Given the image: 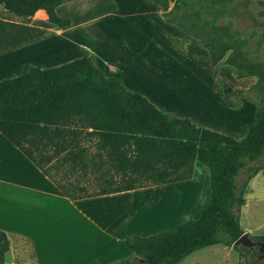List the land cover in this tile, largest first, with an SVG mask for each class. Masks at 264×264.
<instances>
[{
	"label": "trees",
	"instance_id": "trees-1",
	"mask_svg": "<svg viewBox=\"0 0 264 264\" xmlns=\"http://www.w3.org/2000/svg\"><path fill=\"white\" fill-rule=\"evenodd\" d=\"M66 1L71 0H0V7L25 17L43 9L48 21L60 28L71 23L55 11ZM148 1L161 11L163 20L176 24L208 49L213 70L223 60L237 77L254 75L256 83L264 85V61L248 59L249 54L264 52V30H252L251 35L257 36L254 45L241 50L240 44L247 40L218 24L231 13L227 7L231 0H174L172 10H167L168 0ZM182 11H191L198 19L201 14L206 17L200 22L185 20ZM260 15L264 27V10ZM167 37L185 52V39ZM215 88L223 96L217 84ZM228 97L225 104L232 105ZM255 104V124L243 138L235 139L161 111L119 79L106 76L86 53L54 67L28 65L25 73L0 80V132L70 199L172 183L189 178L194 164L205 166V199L196 203L188 217L175 227L131 235L125 241L134 257L148 264H176L197 249L231 246L244 232L240 209L246 202L245 190L264 171V98ZM91 139L94 151L85 145ZM53 162L69 171L86 172L89 165H96L100 188L91 193L83 186L56 181L47 170ZM109 171L119 175V180L102 176ZM8 250V237L0 230V264Z\"/></svg>",
	"mask_w": 264,
	"mask_h": 264
},
{
	"label": "crops",
	"instance_id": "crops-1",
	"mask_svg": "<svg viewBox=\"0 0 264 264\" xmlns=\"http://www.w3.org/2000/svg\"><path fill=\"white\" fill-rule=\"evenodd\" d=\"M173 3L174 0H168L169 10L173 8ZM62 4L55 9L59 15ZM90 7L96 10L90 17L91 22L105 20L114 29L110 41L107 42L110 57L106 56L104 61L99 60L96 64L106 76L119 79L127 89L133 88L129 89L131 91L140 92L161 111L189 119L199 127L241 139L255 124L256 104L240 96L236 91L249 89L257 81V77L254 75L237 77L235 69L225 64L223 60L219 61L213 70L208 49L176 24L163 20L161 11L154 3L148 0H91ZM68 18L71 23L58 28L48 21L43 9H38L32 17H25L0 7V61L45 39L55 40L63 32L67 35L73 27V19L71 16ZM34 30L39 31V35L25 36L28 31ZM167 34L185 39L184 53L171 44ZM70 37L72 35L64 38V42L67 53L71 56L55 62L27 58L20 64L10 65L9 68L0 65V80L25 73L28 65L54 67L80 58L86 53L95 64L92 48L81 44V41L67 39ZM165 51L191 61H197L199 57L205 60L207 68L212 70V74L209 73L210 91L217 99L218 106L225 111L228 122L207 121L200 115L194 117L188 113L162 107L146 92L131 87L126 69L116 58V54L130 53L134 57L136 67L161 77L159 71L161 72L163 68L159 58ZM222 70L230 71L229 78H225ZM214 77L221 79L223 96L214 88ZM194 79L193 77L190 81ZM230 95L239 97L237 104H225V98ZM247 112L253 117L243 119L241 116ZM212 123H218L221 128ZM248 123L251 124L247 128ZM236 126H242L241 132L238 133L242 135L231 133L236 130ZM259 174L264 175V171L258 172L253 178ZM170 184L70 199L49 176L0 132V230L9 240V250L5 254L4 264H113L121 259L123 255L119 252L121 248L126 254L131 252L125 243L127 237L146 236L157 232L159 227L148 228L146 220H151L147 221L148 223L165 220L160 212L150 214L151 218L145 217L148 213L144 202L138 207L132 204L133 201L139 202L147 193H154L156 189L168 187L166 185ZM160 207L162 206L159 205L158 208ZM73 214L76 215L75 218L69 216Z\"/></svg>",
	"mask_w": 264,
	"mask_h": 264
},
{
	"label": "rangeland",
	"instance_id": "rangeland-1",
	"mask_svg": "<svg viewBox=\"0 0 264 264\" xmlns=\"http://www.w3.org/2000/svg\"><path fill=\"white\" fill-rule=\"evenodd\" d=\"M90 1L91 0L66 1L62 4L61 9H59V12L63 14L62 17L71 16L73 19V27L67 35L66 32H63L65 34L61 33L60 37H56L57 39L55 40L45 39L46 42L55 44L54 46L56 48L54 55L58 56V60L71 56L70 53H67L64 42V38L67 36L69 37L70 35H72V37L67 39L81 41V44H86L92 48L94 58L96 59L95 65L98 64L99 60L104 61L106 56L110 57V53L107 49V42L110 41V35L114 29L112 25L107 24L105 20L99 22L90 21V17L96 12L94 8L90 7ZM227 7L231 13L223 15L218 24L226 26L229 29V32L233 33L236 38L247 40L245 43L240 44L241 50L251 48L257 39V36L251 35L252 30H256L257 33L264 30V27L260 26V23L263 21L260 12L261 10H264V0H231L228 2ZM167 10L169 9L167 8ZM61 14L58 15L61 16ZM180 16L185 20L196 22H200L206 17L204 14H201L200 19H198L192 16L191 11H188L187 13L182 11ZM152 17L154 18V16ZM38 32L39 31L37 30L28 31L25 36L39 35L40 32ZM116 58L124 69H126V76L128 82L130 81L131 87L133 86L146 92L162 107L170 108L177 112L188 113L194 117L200 115L207 121L218 120L221 122H228L225 117V111L218 106L217 99L210 91L209 73L212 74V70L207 68V63L203 58L199 57L197 61H191L188 58L178 57L170 51H165L161 54L160 58L158 57L163 68L161 72L159 71V76L161 77H158L157 74L146 73L142 69L136 67L134 57L130 53L127 55L116 54ZM248 59L250 61H264V52L257 51L249 54ZM47 60L53 62L58 61ZM222 72L225 74V78H229V70H222ZM192 76L195 79L190 81L191 78H193ZM217 80L220 81L217 82ZM255 83L253 86L251 85L249 89L245 91L243 90L244 93L239 95L253 101L254 103H261L264 98V85ZM216 84L218 88L222 90L223 86L221 79H216V77H214V88ZM170 88H173L178 94L172 97L163 93ZM129 89L132 90L133 88ZM154 95L158 98L154 97ZM190 99H192V101L194 100L193 102L197 105L188 102ZM160 100L162 102H160ZM228 101L231 104H237L239 97L236 95H230ZM204 105H206V107ZM201 117L199 118L201 119ZM241 117L246 119L253 116L247 112V114L242 115ZM205 123L211 124V122ZM213 124L219 126L218 123H212V125ZM250 124L248 123L247 128ZM241 127L242 126H236V130L232 132L225 128L222 129L234 133L235 135H242L238 134L241 132L240 130H242ZM231 137L235 138L234 136ZM85 145L90 146V150L92 151L96 150L92 139L91 142L86 141ZM107 167L108 166H105V168ZM67 169L68 168H66L65 165L57 164L56 167L54 162L47 168L48 173L56 181L67 186L69 184L80 185L83 186L87 192L91 193L96 192V190L100 188V181L98 180L99 173L96 165H89L86 172L79 168L72 171ZM102 176H106L111 180H119V175L112 171H109L108 173L103 172ZM207 176L208 171L205 166L194 164L190 170L189 178L172 182L170 186H164L165 188L160 187L159 189H156L157 191L154 193H147L141 197L139 202L138 200L133 201L132 204H136L139 207L141 203L144 202V207H146L145 209L148 213L145 217L151 218L152 216H150V214H155L156 212H160V214L164 215L163 219L165 220L163 222L157 221L155 223H148L147 221L151 220H146L145 224L147 227L149 226L148 228L159 227L157 230V232H159L166 228L169 229L175 227L182 221V219L190 215V212L196 203L202 202L205 199V196L202 193V186ZM241 178V176H238V179ZM245 198L246 202L240 209V223L243 231L247 232L249 237L257 242L254 246L248 247L245 245H239L237 248H234L233 244L231 246L215 244L195 250L176 264H264V239L261 238L264 236L263 174H259L249 181L245 190ZM159 205L162 207L158 208ZM74 215L75 214L69 216L75 218ZM119 252H122L123 255L121 259L115 261L113 264H127L132 258H134L132 252L126 254L123 248H121Z\"/></svg>",
	"mask_w": 264,
	"mask_h": 264
},
{
	"label": "bare ground",
	"instance_id": "bare-ground-1",
	"mask_svg": "<svg viewBox=\"0 0 264 264\" xmlns=\"http://www.w3.org/2000/svg\"><path fill=\"white\" fill-rule=\"evenodd\" d=\"M19 42V41H18ZM55 44L54 43H50V42H46L44 41H40L38 43H35L33 46L30 47H26L22 50H19L17 53H15L12 57L8 58V59H3L0 61V65H5L4 67H8L10 65H14L16 63H21L23 60L27 59V58H33L35 59H50V60H58V56L54 55V51H55ZM64 49V48H63ZM54 55V56H52ZM46 57H50V58H46ZM49 61V60H48ZM140 84V83H138ZM144 88V87H143ZM193 89V88H192ZM147 90V89H146ZM178 90V89H177ZM183 90V89H182ZM190 90V89H189ZM194 91V90H193ZM149 92V91H148ZM150 93V92H149ZM182 93V92H181ZM165 94L167 96H175L178 94V92L176 93L175 90L173 88H170L169 90H167L165 92ZM196 95V94H195ZM202 96V95H201ZM154 97H156L154 95ZM158 98V97H156ZM203 98V97H202ZM180 99V98H179ZM208 100V99H206ZM159 101V100H158ZM188 101V100H187ZM194 101V100H193ZM192 101V99H190L188 102L195 104ZM160 102H162L160 100ZM199 103V102H198ZM197 105V104H195ZM210 105V104H209ZM206 107V105H204ZM203 109V108H202ZM227 119V118H226Z\"/></svg>",
	"mask_w": 264,
	"mask_h": 264
},
{
	"label": "water",
	"instance_id": "water-1",
	"mask_svg": "<svg viewBox=\"0 0 264 264\" xmlns=\"http://www.w3.org/2000/svg\"><path fill=\"white\" fill-rule=\"evenodd\" d=\"M257 242L253 241L247 232H243L234 242V246L245 245L248 247L254 246ZM127 264H148V262L140 256H135Z\"/></svg>",
	"mask_w": 264,
	"mask_h": 264
}]
</instances>
